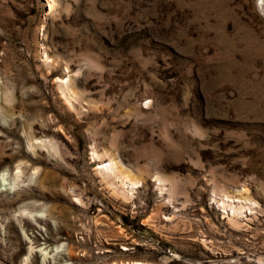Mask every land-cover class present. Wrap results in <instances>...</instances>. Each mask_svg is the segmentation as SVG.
I'll list each match as a JSON object with an SVG mask.
<instances>
[{"label": "rangeland", "instance_id": "374dc122", "mask_svg": "<svg viewBox=\"0 0 264 264\" xmlns=\"http://www.w3.org/2000/svg\"><path fill=\"white\" fill-rule=\"evenodd\" d=\"M260 1L0 0V264H264Z\"/></svg>", "mask_w": 264, "mask_h": 264}, {"label": "bare ground", "instance_id": "6f19581e", "mask_svg": "<svg viewBox=\"0 0 264 264\" xmlns=\"http://www.w3.org/2000/svg\"><path fill=\"white\" fill-rule=\"evenodd\" d=\"M260 8H261V10H262V12L264 14V0L260 1ZM115 164L118 165V167H117L118 170L121 171V173L125 174V178L127 179V182L130 185H132V187L133 186L135 187V185L138 184V182H139L138 179L136 178V176L132 172H130L129 170H126L125 167L123 166V164H121L120 162L119 163L117 162Z\"/></svg>", "mask_w": 264, "mask_h": 264}]
</instances>
